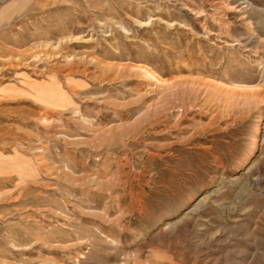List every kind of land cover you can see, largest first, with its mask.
<instances>
[{
  "label": "rangeland",
  "instance_id": "obj_1",
  "mask_svg": "<svg viewBox=\"0 0 264 264\" xmlns=\"http://www.w3.org/2000/svg\"><path fill=\"white\" fill-rule=\"evenodd\" d=\"M0 264H264V0H0Z\"/></svg>",
  "mask_w": 264,
  "mask_h": 264
}]
</instances>
